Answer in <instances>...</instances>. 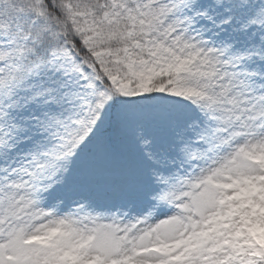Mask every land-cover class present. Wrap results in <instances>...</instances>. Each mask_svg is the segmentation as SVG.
I'll list each match as a JSON object with an SVG mask.
<instances>
[{"label":"snow or ice","instance_id":"6c2138e0","mask_svg":"<svg viewBox=\"0 0 264 264\" xmlns=\"http://www.w3.org/2000/svg\"><path fill=\"white\" fill-rule=\"evenodd\" d=\"M0 264H264V0H0Z\"/></svg>","mask_w":264,"mask_h":264}]
</instances>
